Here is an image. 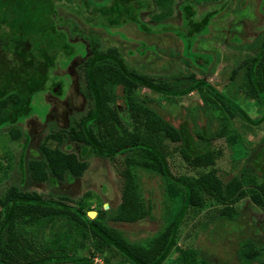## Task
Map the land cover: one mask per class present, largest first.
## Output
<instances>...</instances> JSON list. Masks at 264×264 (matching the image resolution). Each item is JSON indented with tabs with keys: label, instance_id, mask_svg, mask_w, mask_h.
Segmentation results:
<instances>
[{
	"label": "trees",
	"instance_id": "trees-1",
	"mask_svg": "<svg viewBox=\"0 0 264 264\" xmlns=\"http://www.w3.org/2000/svg\"><path fill=\"white\" fill-rule=\"evenodd\" d=\"M55 1L0 0V52H5L0 53V132L9 130L11 140L21 151L19 183L9 192L0 211V264H100L99 258L105 264H113L114 251L123 257L124 264H165L173 252L181 255L183 264H207L182 249L179 241L182 225L192 212L200 215L221 206L215 209L217 215L234 220L235 209L212 193L222 179L215 168L222 158V146L217 149L216 144L225 142L239 156H246L241 182L249 188L247 194L252 203L264 212V140L253 149L238 146L250 129H264V41L255 45L256 36L264 28L256 27V36L244 28L242 33H232L228 40L237 50L259 47L257 52L238 61L229 78L235 93L229 90L231 87L221 90L195 74L163 81L132 70L116 49L100 50L93 34L99 30L126 40L121 30L133 25L144 37L174 35L181 43V59L207 75L214 67L216 55L197 49V45L212 39L215 19L232 0L222 5L215 0H183L175 8L174 0H83L80 12L70 11L90 27L88 35L59 16ZM263 2L260 0L261 6ZM200 5L209 7L201 12ZM91 7L93 15L84 19ZM174 12L180 19L176 26L167 21ZM150 14L153 21L146 22L144 15ZM138 45L136 51L129 52L130 56H145L149 52L160 56L157 46L146 39L139 40ZM10 55L12 58H8ZM77 67L82 71L91 105L88 113L79 120L71 118L67 135L52 134L39 149L29 148L31 137L26 125L38 118L35 96L65 100L72 87L71 72ZM58 70L65 73L55 74ZM194 93L201 95L202 104L190 111L192 124L184 120L177 125L175 119L163 112L162 100H177ZM239 93L255 97L260 113L257 118H252L229 96ZM45 103L48 110L43 121L54 105L48 100ZM119 107L129 112L128 124L120 117ZM236 121L243 123V131L235 125ZM74 144L80 148L78 154L72 152ZM129 154L135 158L127 157L119 170L122 202L110 221L137 224L152 218L153 206L142 197L134 168L160 176L166 183V196L179 203L162 243L154 242L156 249L142 255L130 249L117 230L108 225L107 211H98L96 219L89 217L93 209L90 192L75 205L65 201L68 199H45L27 192L33 185L45 184L49 189L73 185L85 176L86 160L92 155L115 162ZM6 155L7 177L13 156ZM176 155L187 166V173H174L177 167L170 160ZM190 170L193 174H189ZM43 224H58L51 241H30L24 245L22 231ZM238 256L243 264H264V245L249 240Z\"/></svg>",
	"mask_w": 264,
	"mask_h": 264
},
{
	"label": "rangeland",
	"instance_id": "rangeland-1",
	"mask_svg": "<svg viewBox=\"0 0 264 264\" xmlns=\"http://www.w3.org/2000/svg\"><path fill=\"white\" fill-rule=\"evenodd\" d=\"M82 1L56 0L55 4L59 7V16L64 21L73 24L80 32L88 35L90 27L84 24L80 17L72 14L70 11L80 12ZM182 1L174 0L173 8ZM215 1L219 5L226 2V0ZM228 3L227 10L215 19L217 24L212 27V39L201 41L197 45V49L213 52L216 55L214 67L207 75H203L195 68H190L181 59V43L174 35L144 37L133 25L125 26L121 30L126 35V40L118 36L110 37L99 30H94L93 34L100 43V50L106 52L110 49H116L132 70L151 75L157 80L163 81H173L178 77L181 78V76L195 74L198 78H205L221 90H225V87H231V84L229 85V78L237 67L238 61H243L251 53L257 52L259 48L255 47L251 51L247 49L237 50L233 46L231 47L228 40L232 37V33H242L243 29L246 28L251 36H256L254 29L256 27L264 28V19H262L264 18V2L262 6L260 0H232ZM203 5H206V3ZM203 5H200L198 8L201 12L207 10L209 7H204ZM213 7L216 6L214 5ZM83 8L85 7L83 6ZM258 9L259 12H257ZM92 15L93 7L87 10L83 17L86 19ZM171 16L172 18L167 19V21L171 25H179L180 19L176 18L177 13L174 12ZM143 19L146 22H151L153 21V14L144 15ZM64 27L68 29L67 25ZM256 37L258 43L255 45H258L264 41V32ZM141 39H146L150 45L157 46L161 57L151 52L145 56H141L139 53H136L134 57L130 56L129 52L137 50L139 47L138 41ZM3 52L2 50L0 53L2 54ZM10 57L12 58L11 55L8 56V58ZM64 73L58 70L55 74L60 75ZM71 75L72 87L65 100L59 101L55 97H47L48 102L54 105L52 112L45 121L43 120L44 114L48 110L45 103L47 100L43 99L41 94L35 96L34 111L38 118L27 122L26 125V130L31 137L29 148L39 149L52 134L64 133V135H67L66 129L70 126L71 118L79 120L80 117L88 113L91 105L86 97L82 71L77 67L71 72ZM63 79L60 81L66 82ZM229 90L237 92L232 87ZM144 93L147 94L148 92ZM229 96L239 105L243 106L252 118H257L260 115L259 107L255 103V97L250 93L246 95L239 93L236 96L230 94ZM198 104H202L201 95L198 93L177 100L164 99L161 102V106L164 109L163 112L172 117V119H175L177 125L184 120L192 124L193 121L189 116L190 111L196 109V105ZM119 114L125 124L131 122L129 112L125 108L119 107ZM235 125L240 131L244 130L241 121H236ZM247 132L248 134L244 136L238 146L244 147V145H247L253 149L264 140V129H250ZM22 142H25V138L22 139ZM219 144H216V148L219 149L222 146L223 154L215 168L219 170L220 176L224 181L221 179V182H219L220 187L212 190V193L214 197L224 200L226 205L235 209L234 220L229 221L217 215V210H215L217 206L203 211L200 215H194V212H192L191 218L186 220L182 225V237L179 241V246L189 251L194 258L199 261L204 260L207 264H243L239 260L238 254L244 244L252 240L259 246L264 245V212L252 203L247 194L249 188L241 182L242 168L246 156H239L236 149L231 148L225 142L224 144ZM72 152L76 154L80 152L78 145H73ZM6 153H10L13 156L12 170L7 177L5 176V169L8 166V155ZM127 157L135 158V155L129 154L119 157L115 162L103 160L92 155L86 160L88 171L85 176L73 185L61 184L54 189H49L45 184L33 185L27 192L45 199H68L65 201L73 205L78 204L83 196L90 192L92 198L89 200V203L93 209L89 212V217L90 213H95L96 217L90 218L96 219L98 211L101 209L107 211L109 218L108 225L117 230L130 249L137 251L138 254L141 252L140 255H142L147 250L156 249V247H153L154 242L162 243L164 240L163 235L168 230L169 223L176 215L179 203L175 200L171 202L170 198L166 196V183L160 176L151 174L143 168H134V172L140 179L142 197L150 201L153 206L152 218L137 224H117L110 221L111 217L116 215L120 210L123 182L120 178L119 170ZM20 158L21 151L18 150L17 143L11 140L9 130L0 132V211L2 203L9 195V192L19 183L18 164ZM170 161L172 162V166L177 167V170L173 169L177 175L188 172L187 166L178 155ZM190 173L191 170L189 171ZM218 208H221V206ZM51 225H47V227L45 224L26 227L22 231V243L29 245L30 241L36 243L50 242L54 235L53 229L58 224L52 227ZM157 248L159 250L160 246ZM140 249L141 251H138ZM112 259L113 264H124L122 263L123 257L116 251H114ZM97 262L105 264L100 258ZM165 264H183L181 262V255L173 252Z\"/></svg>",
	"mask_w": 264,
	"mask_h": 264
},
{
	"label": "bare ground",
	"instance_id": "bare-ground-1",
	"mask_svg": "<svg viewBox=\"0 0 264 264\" xmlns=\"http://www.w3.org/2000/svg\"><path fill=\"white\" fill-rule=\"evenodd\" d=\"M91 216H92V218L96 217L95 213H92Z\"/></svg>",
	"mask_w": 264,
	"mask_h": 264
},
{
	"label": "water",
	"instance_id": "water-1",
	"mask_svg": "<svg viewBox=\"0 0 264 264\" xmlns=\"http://www.w3.org/2000/svg\"><path fill=\"white\" fill-rule=\"evenodd\" d=\"M91 214H92V213H90V217H92ZM95 215H96V214H95Z\"/></svg>",
	"mask_w": 264,
	"mask_h": 264
}]
</instances>
